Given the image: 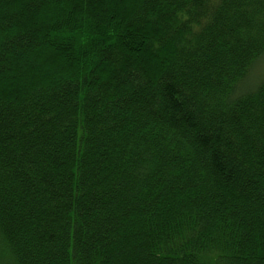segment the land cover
<instances>
[{
	"label": "trees",
	"instance_id": "obj_1",
	"mask_svg": "<svg viewBox=\"0 0 264 264\" xmlns=\"http://www.w3.org/2000/svg\"><path fill=\"white\" fill-rule=\"evenodd\" d=\"M0 264H264V0H0Z\"/></svg>",
	"mask_w": 264,
	"mask_h": 264
}]
</instances>
